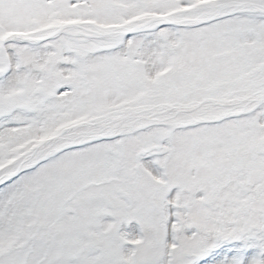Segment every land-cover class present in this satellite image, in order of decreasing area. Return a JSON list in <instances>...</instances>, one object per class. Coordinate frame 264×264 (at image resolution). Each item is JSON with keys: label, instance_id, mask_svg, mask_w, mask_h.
<instances>
[{"label": "snow or ice", "instance_id": "obj_1", "mask_svg": "<svg viewBox=\"0 0 264 264\" xmlns=\"http://www.w3.org/2000/svg\"><path fill=\"white\" fill-rule=\"evenodd\" d=\"M0 264H264V0H0Z\"/></svg>", "mask_w": 264, "mask_h": 264}]
</instances>
